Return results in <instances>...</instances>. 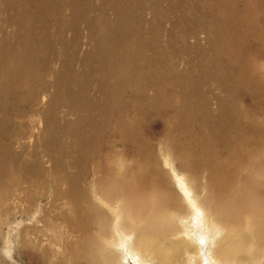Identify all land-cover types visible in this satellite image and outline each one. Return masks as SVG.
Masks as SVG:
<instances>
[{
	"label": "bare ground",
	"instance_id": "1",
	"mask_svg": "<svg viewBox=\"0 0 264 264\" xmlns=\"http://www.w3.org/2000/svg\"><path fill=\"white\" fill-rule=\"evenodd\" d=\"M259 6L0 0V264H264Z\"/></svg>",
	"mask_w": 264,
	"mask_h": 264
},
{
	"label": "rangeland",
	"instance_id": "2",
	"mask_svg": "<svg viewBox=\"0 0 264 264\" xmlns=\"http://www.w3.org/2000/svg\"><path fill=\"white\" fill-rule=\"evenodd\" d=\"M236 6V5H235ZM237 11H239L241 8H242V5L241 4H238L237 3ZM235 11H236V9H235ZM68 13V12H67ZM260 14H261V6H259V12H258V16L259 17H257L258 18V25H259V27H260V29H258L257 28V30H258V32L260 33V38H261V40L264 42V17H260ZM3 17H5V15L3 14V15H1L0 16V18L3 20ZM218 23H219V25L218 26H222V24L224 23L222 20H218L217 21ZM0 24H1V22H0ZM3 25H4V23H3ZM2 26V25H1ZM168 28H169V22H166L165 23V25H164V30L167 32V30H168ZM6 30L7 31H10L11 30V27L10 26H7L6 27ZM236 32H238V34L240 35V37H237L236 35H235V33L233 32L232 34V36H231V43H232V45H231V47H233L234 49H242V50H246V51H255L256 49H257V47H258V41L256 42L252 37H244V36H241V30L240 29H236L235 30ZM240 31V32H239ZM71 36H72V34L69 32V33H67V38H71ZM167 37V33H165V38ZM204 37V36H203ZM201 39L203 40V43H204V39L201 37ZM84 40H86V39H84ZM189 42L191 41V39L190 38H188L187 39ZM261 45V44H260ZM261 47V46H260ZM89 49H90V46L89 45H85L83 48H82V50H81V52L80 53H83V52H87V51H89ZM186 56V55H185ZM241 59H242V54H241ZM257 59H259V60H263V57L261 56V55H259V58H257ZM258 60V61H259ZM184 64H185V59L184 58H181L180 59V62H179V67L181 68V67H183L184 66ZM76 69H78V66L76 67ZM49 79H52V77H49ZM39 87V86H38ZM37 86H36V88H38ZM93 87V86H92ZM91 87V89L89 90V92H90V95H92L93 97L96 95V91L93 89ZM24 96L26 95V90H23V93H22ZM22 96V95H21ZM45 102L43 101L42 102V104H39L40 106L39 107H44L45 106V104H44ZM27 103H25L24 104V106H27L26 105ZM60 112H62V109H60ZM39 116L37 115V117L35 116V120L37 119H39L38 118ZM66 119H68V120H71L72 118H74L73 116H71V115H69V116H66L65 117ZM20 119H23V118H20ZM25 120H26V117L24 118ZM23 119V120H24ZM39 130L40 129H42V124H41V122L39 123ZM38 130V131H39ZM69 141H70V139H68ZM1 243H0V248H1ZM4 259V258H3ZM15 259L16 260H18L17 259V257L15 256ZM5 264H10L11 262L8 260V259H4V260H2ZM25 262H26V260L24 259V261H19L18 260V262H17V264H25ZM132 263V262H131ZM12 264V263H11Z\"/></svg>",
	"mask_w": 264,
	"mask_h": 264
},
{
	"label": "snow or ice",
	"instance_id": "3",
	"mask_svg": "<svg viewBox=\"0 0 264 264\" xmlns=\"http://www.w3.org/2000/svg\"><path fill=\"white\" fill-rule=\"evenodd\" d=\"M199 242H200V243H204V241H203V239H202V238L199 240Z\"/></svg>",
	"mask_w": 264,
	"mask_h": 264
}]
</instances>
